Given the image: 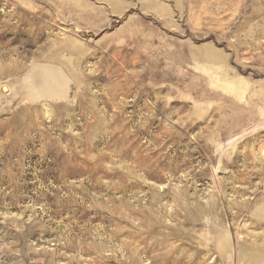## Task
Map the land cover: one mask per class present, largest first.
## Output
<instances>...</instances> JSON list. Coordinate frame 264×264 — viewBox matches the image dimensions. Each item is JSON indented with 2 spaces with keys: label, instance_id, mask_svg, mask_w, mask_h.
Masks as SVG:
<instances>
[{
  "label": "rangeland",
  "instance_id": "1",
  "mask_svg": "<svg viewBox=\"0 0 264 264\" xmlns=\"http://www.w3.org/2000/svg\"><path fill=\"white\" fill-rule=\"evenodd\" d=\"M0 264H264V0H0Z\"/></svg>",
  "mask_w": 264,
  "mask_h": 264
},
{
  "label": "bare ground",
  "instance_id": "2",
  "mask_svg": "<svg viewBox=\"0 0 264 264\" xmlns=\"http://www.w3.org/2000/svg\"><path fill=\"white\" fill-rule=\"evenodd\" d=\"M44 81L46 83L47 89L49 93L53 95H59L62 92V85H61V77L52 69L45 70V78Z\"/></svg>",
  "mask_w": 264,
  "mask_h": 264
}]
</instances>
